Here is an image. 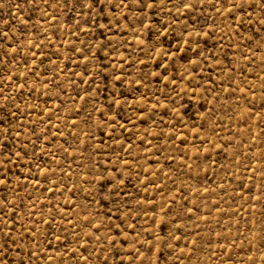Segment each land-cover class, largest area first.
Listing matches in <instances>:
<instances>
[{
	"label": "rangeland",
	"instance_id": "1",
	"mask_svg": "<svg viewBox=\"0 0 264 264\" xmlns=\"http://www.w3.org/2000/svg\"><path fill=\"white\" fill-rule=\"evenodd\" d=\"M0 264H264V0H0Z\"/></svg>",
	"mask_w": 264,
	"mask_h": 264
}]
</instances>
